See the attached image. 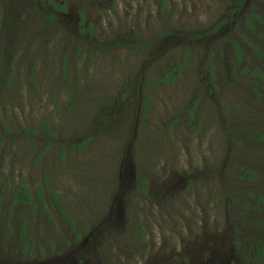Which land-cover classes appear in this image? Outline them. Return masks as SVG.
<instances>
[{
    "label": "rangeland",
    "instance_id": "rangeland-1",
    "mask_svg": "<svg viewBox=\"0 0 264 264\" xmlns=\"http://www.w3.org/2000/svg\"><path fill=\"white\" fill-rule=\"evenodd\" d=\"M263 244L264 0H0V264Z\"/></svg>",
    "mask_w": 264,
    "mask_h": 264
},
{
    "label": "trees",
    "instance_id": "trees-1",
    "mask_svg": "<svg viewBox=\"0 0 264 264\" xmlns=\"http://www.w3.org/2000/svg\"><path fill=\"white\" fill-rule=\"evenodd\" d=\"M61 6L62 4H58V3H55V10L56 11H60L61 9ZM58 16L56 15V13L49 18L48 22H51L52 20H55ZM18 198H21L22 201H25V202H29L30 201V192L28 191V188L25 187V186H19V189H18V194H17ZM263 249L264 251V244L260 247Z\"/></svg>",
    "mask_w": 264,
    "mask_h": 264
}]
</instances>
